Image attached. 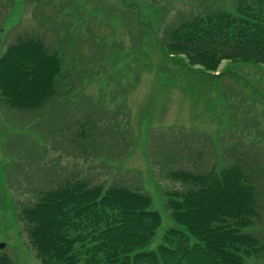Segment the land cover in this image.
<instances>
[{
    "label": "rangeland",
    "instance_id": "1",
    "mask_svg": "<svg viewBox=\"0 0 264 264\" xmlns=\"http://www.w3.org/2000/svg\"><path fill=\"white\" fill-rule=\"evenodd\" d=\"M235 1L0 0V55L24 35L52 45L45 33L58 31L52 49L71 87L61 82L54 109L20 111L0 97V253L44 264L19 214L75 178L150 195L161 223L143 250L181 228L165 207V191L188 187L173 170L241 165L264 211V65L225 59L207 71L162 47L171 24ZM257 227L264 241V217ZM248 264H264V252Z\"/></svg>",
    "mask_w": 264,
    "mask_h": 264
},
{
    "label": "trees",
    "instance_id": "2",
    "mask_svg": "<svg viewBox=\"0 0 264 264\" xmlns=\"http://www.w3.org/2000/svg\"><path fill=\"white\" fill-rule=\"evenodd\" d=\"M55 32L45 33L52 45L24 35L2 51L0 97L7 107L54 109L64 101L61 93L70 92L63 60L52 49ZM163 38L171 57L182 55L207 71L225 59L264 65V0H236L232 10L194 14L171 24ZM170 173L188 185L164 192L165 207L181 228H168L156 249L143 250L161 223L150 195L129 185L75 178L40 190L34 205L19 214L36 256L44 264H248L264 252V241L253 233L263 205L241 165ZM0 264L15 262L0 253Z\"/></svg>",
    "mask_w": 264,
    "mask_h": 264
}]
</instances>
